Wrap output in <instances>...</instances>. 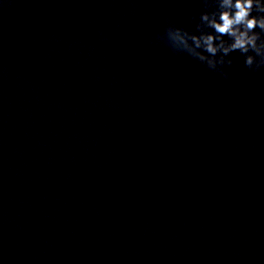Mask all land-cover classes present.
Masks as SVG:
<instances>
[{
    "label": "clouds",
    "instance_id": "1",
    "mask_svg": "<svg viewBox=\"0 0 264 264\" xmlns=\"http://www.w3.org/2000/svg\"><path fill=\"white\" fill-rule=\"evenodd\" d=\"M236 8H237L238 10L241 8V4L239 3V0H238V2H237ZM243 15H244V13H239V12H238V15H237V22H239V19H240ZM221 19L223 20L224 17L222 16ZM228 27H229V26H228L227 24H225L224 26L218 27L216 30H217L218 32H220V33H225V32L228 31ZM211 41H212V37H208V38H207V41H206L207 44H208V51L211 52V53H215L216 49H215L214 47H212V43H211ZM238 46H242V43H239V42H238V44H234V45H233L234 48H235V47H238ZM225 51H227V49H226Z\"/></svg>",
    "mask_w": 264,
    "mask_h": 264
}]
</instances>
